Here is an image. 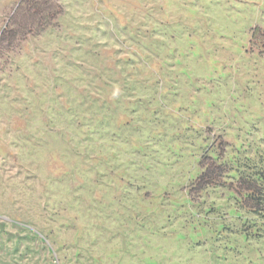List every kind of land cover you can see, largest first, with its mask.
I'll return each instance as SVG.
<instances>
[{
	"label": "rangeland",
	"instance_id": "rangeland-1",
	"mask_svg": "<svg viewBox=\"0 0 264 264\" xmlns=\"http://www.w3.org/2000/svg\"><path fill=\"white\" fill-rule=\"evenodd\" d=\"M0 264H264V0H0Z\"/></svg>",
	"mask_w": 264,
	"mask_h": 264
}]
</instances>
